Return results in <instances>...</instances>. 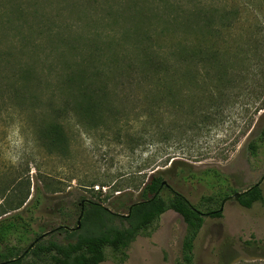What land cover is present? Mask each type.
Instances as JSON below:
<instances>
[{
  "label": "rangeland",
  "instance_id": "374dc122",
  "mask_svg": "<svg viewBox=\"0 0 264 264\" xmlns=\"http://www.w3.org/2000/svg\"><path fill=\"white\" fill-rule=\"evenodd\" d=\"M233 7L237 22L228 37L200 27L193 14L217 8L220 14L212 22L220 25L229 19L223 10ZM187 43L232 50L259 46L260 66L246 72L260 93L264 0H253L250 7L245 0H0V216L25 202L0 217V227L20 216L32 231L24 246L33 232L43 241L72 243L86 235L80 227L75 230L82 199L125 216L120 202L138 201L141 183L154 174L163 175L170 190L194 206L217 193L218 188L182 179L169 169L173 160L188 163L194 173L217 170L238 193L262 180L264 197V144L255 157L246 151L249 136L264 124L262 95L249 94L243 83L236 90L210 89L211 108L200 113L193 86L200 78L181 75V91L177 99L163 100L160 119L148 114L134 120L152 101L143 99L146 90L134 77L115 78V64L139 65L137 48ZM78 77L85 87L81 94ZM68 79L70 88L59 90ZM23 82L28 94L18 93ZM80 95L101 105L78 116L74 105ZM119 110L125 114L115 124ZM201 114L207 122L201 123ZM53 125L62 128L61 149L43 137ZM136 132L143 135L138 147L128 138ZM170 194L164 190L161 196ZM59 227L75 230V236L52 233ZM185 229L181 217L166 212L150 237L139 236L130 245L124 264H182ZM105 257L102 264H116L108 249ZM192 264H264V201L250 209L226 202L221 218H205Z\"/></svg>",
  "mask_w": 264,
  "mask_h": 264
},
{
  "label": "trees",
  "instance_id": "16d2710c",
  "mask_svg": "<svg viewBox=\"0 0 264 264\" xmlns=\"http://www.w3.org/2000/svg\"><path fill=\"white\" fill-rule=\"evenodd\" d=\"M252 2L253 0H245L248 7L252 5ZM217 10V8H212L209 11L199 9L193 14L200 27L205 29L204 26H206L214 35L227 34L228 37L233 30L235 31L234 23L237 22L238 9L233 7L227 11L223 10L224 15L229 19L225 24L220 25L212 22L214 16L217 17L220 14ZM189 18L190 16H188L185 23L189 21ZM173 22L174 19L171 23ZM256 41L257 39L254 40V42ZM255 46L253 49L248 50L239 47L232 50L228 45H190L188 43L185 45H170L165 49L155 45L141 47L135 49V51L142 62L139 65L130 64L123 68L115 64V74H118L115 78L124 75L127 78L134 77L135 84L140 89L143 87L146 90L143 99L152 101V103L145 104L143 112L134 118L136 121H140L141 117L148 114L160 119L159 117H161V113L165 108L162 105L163 100L177 99V93L181 91V88L177 86L181 75L184 78L199 76L200 79H194L193 86H197L196 91L199 100L198 98L196 100L201 106L200 113L211 108L212 91L210 89H215L217 92L229 88L236 90L238 85L242 83L249 94L262 95L261 110L264 111V84L259 82V93L256 92L253 83L247 81L246 69L248 72L253 70V73H255V68L260 66V62L257 61L261 56L258 53L259 46ZM250 55L252 56L251 59ZM251 63H253V66H251ZM262 67L264 68V65ZM77 81V90L83 92L85 87L82 84V78L78 77ZM117 81L118 79H116ZM68 83H71L70 79L67 82L60 83L59 90H68L70 88ZM126 83L129 84L128 80ZM207 83L211 84L212 87L207 86ZM127 84L122 83L123 86H127ZM22 90L23 93L28 94L25 91V84L18 90V93L20 94ZM81 91L79 94H81ZM83 97L82 95L78 96L74 105L78 116L83 113L91 114L95 107L101 105L100 102L90 100L86 103ZM176 104L178 102L174 103V106ZM53 112L55 113V111ZM124 114L125 111L123 110L115 112V124L122 122ZM204 114H201L202 116L198 115V117L201 116V123L208 120L207 115ZM56 120H58V117L54 119V121ZM118 128L121 131V128ZM61 130L62 128L58 125L50 126L43 137L47 140L50 139L51 144L60 146L61 149V146L66 143ZM128 138L133 141L135 147H138L143 135L136 132ZM249 138L251 140L246 145V151L250 156L255 157L259 146L264 144V124L258 132L251 134ZM169 163V169L177 171L178 176H181L182 179L197 181L210 190L218 188L217 193L203 197L200 205L194 206L181 194L172 192L170 188L162 187L163 182H165L163 175H151L145 182L141 183L140 189L137 188L139 189L138 201L131 202V199H129L120 202V207L126 209V217L113 213L100 204L82 199L79 205V216L82 215L80 229L85 230L86 235H78L74 242L66 245L54 241H43L42 235L33 232L34 239L24 246L32 231L29 230V225L24 219L17 216L14 218L13 224H9L4 228L0 227V264H102L105 261V250L107 249L112 253L116 264H124L128 258L127 251L130 245L139 236L150 237L154 230V224L163 214L169 211L181 217L186 226L181 246V261L182 264H192L194 242L205 218H221L222 202L238 192L228 186V178L217 170L207 169L194 173L191 171V165L186 162L173 160ZM164 190H169L171 194L163 198L161 193ZM240 193H243V195L237 203L241 208L250 209L254 204L264 201L260 185L255 184ZM24 203L9 209L0 217L19 210ZM201 205L204 207V211L199 208ZM75 230L68 233V229L59 227L52 233L62 232L73 237L75 236ZM13 240L15 243L11 245Z\"/></svg>",
  "mask_w": 264,
  "mask_h": 264
},
{
  "label": "water",
  "instance_id": "95a60500",
  "mask_svg": "<svg viewBox=\"0 0 264 264\" xmlns=\"http://www.w3.org/2000/svg\"><path fill=\"white\" fill-rule=\"evenodd\" d=\"M261 183H262V180H261L259 183H257V185H260ZM162 187H167V188H169V186L167 185L166 182H163ZM242 195H243V193H236V194H234L233 196H230V197L226 198V199L222 202V208H221V210L223 211V205H224L226 202H237V201L239 200V198H240ZM122 217H126V216H122ZM81 218H82V215L79 216V218H78L76 230H78L79 227H80V220H81Z\"/></svg>",
  "mask_w": 264,
  "mask_h": 264
}]
</instances>
